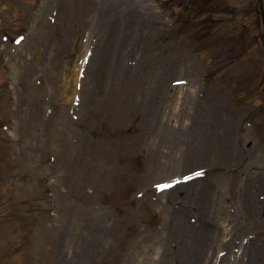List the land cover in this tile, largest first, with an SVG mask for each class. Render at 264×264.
Instances as JSON below:
<instances>
[{
    "label": "rangeland",
    "instance_id": "rangeland-1",
    "mask_svg": "<svg viewBox=\"0 0 264 264\" xmlns=\"http://www.w3.org/2000/svg\"><path fill=\"white\" fill-rule=\"evenodd\" d=\"M179 6L0 0V264H264V53Z\"/></svg>",
    "mask_w": 264,
    "mask_h": 264
},
{
    "label": "bare ground",
    "instance_id": "bare-ground-1",
    "mask_svg": "<svg viewBox=\"0 0 264 264\" xmlns=\"http://www.w3.org/2000/svg\"><path fill=\"white\" fill-rule=\"evenodd\" d=\"M98 17V21H102L100 18H99V16H97ZM101 17V16H100ZM252 222V221H251ZM77 240V239H76ZM76 240H75V242H76ZM82 242V240H80V242H79V244ZM74 244V243H73ZM72 256H74V253H72ZM251 256L254 258V264L255 263H257V264H260V261H259V259H260V257L262 258L263 256L262 255H260L257 251L254 253V254H250V255H248V258L250 259V261L252 262V264H253V259L251 258ZM73 258L74 257H70L69 258V260H73ZM89 259H90V257H89ZM252 259V260H251ZM204 264H207V262H205ZM227 264V263H226Z\"/></svg>",
    "mask_w": 264,
    "mask_h": 264
},
{
    "label": "snow or ice",
    "instance_id": "snow-or-ice-1",
    "mask_svg": "<svg viewBox=\"0 0 264 264\" xmlns=\"http://www.w3.org/2000/svg\"><path fill=\"white\" fill-rule=\"evenodd\" d=\"M164 187H167V186H164Z\"/></svg>",
    "mask_w": 264,
    "mask_h": 264
}]
</instances>
